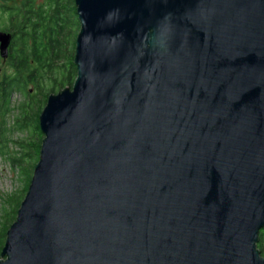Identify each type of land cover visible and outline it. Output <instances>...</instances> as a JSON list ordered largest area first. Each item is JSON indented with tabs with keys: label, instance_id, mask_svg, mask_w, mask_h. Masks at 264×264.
Here are the masks:
<instances>
[{
	"label": "water",
	"instance_id": "95a60500",
	"mask_svg": "<svg viewBox=\"0 0 264 264\" xmlns=\"http://www.w3.org/2000/svg\"><path fill=\"white\" fill-rule=\"evenodd\" d=\"M75 3L0 264H264V0Z\"/></svg>",
	"mask_w": 264,
	"mask_h": 264
},
{
	"label": "trees",
	"instance_id": "16d2710c",
	"mask_svg": "<svg viewBox=\"0 0 264 264\" xmlns=\"http://www.w3.org/2000/svg\"><path fill=\"white\" fill-rule=\"evenodd\" d=\"M62 6L63 0H43L40 3H37V0H0V20L1 18L5 19V23L0 22V29L13 35L7 60L13 71L11 73L0 72V102L1 105L9 102L16 92L26 94V99L22 103L21 117L17 118L18 128L33 126L27 118L28 102L35 95V92H29L32 90V88L28 89L30 83L32 86H40L41 91L42 89L46 90L45 107L49 95L57 93L67 86L72 87L77 77V66L74 58L71 59V65L74 69L73 78L66 81L65 64H60L58 61L60 58L59 51L53 54L56 46L53 45L49 49L43 45L42 38L45 37L46 32L49 35L58 36L63 29ZM50 8L53 9L49 10ZM74 10L78 16L76 3ZM20 36L26 40L25 45H21V49L17 46ZM36 43L41 45L37 46ZM37 129H40L39 125ZM42 140L43 136H40L38 145L37 143L33 146L29 145L31 152L25 155L30 158L29 160L40 157L39 150H41ZM30 182L31 177L26 191H28Z\"/></svg>",
	"mask_w": 264,
	"mask_h": 264
},
{
	"label": "rangeland",
	"instance_id": "374dc122",
	"mask_svg": "<svg viewBox=\"0 0 264 264\" xmlns=\"http://www.w3.org/2000/svg\"><path fill=\"white\" fill-rule=\"evenodd\" d=\"M42 1L37 0V3ZM74 8L75 0H63L61 9L63 29L58 36H52L46 32L45 37L42 38L43 45H46L47 48L50 49L53 45L56 46L53 54L59 51L60 58L58 61L60 64H65L66 81L72 80L74 75L71 59L75 57L76 40L80 30L79 19ZM0 22L5 23V19L1 18ZM25 43L26 40L20 36L17 42L18 48L21 49V45H25ZM40 45L38 43L37 46ZM0 70L8 73L13 71L12 67L6 61H3L1 57ZM30 88L32 90L29 92H35V95L28 102L27 118L33 126L29 125L27 128L17 127V118L21 117L22 103L26 99L25 93L16 92L9 102L2 104L4 138L1 144L2 151L0 152V252L6 241L7 231L14 222L20 204L26 195L27 185L38 162L39 157L29 160L30 158L25 155L31 152L29 145L33 146L35 143L38 145L40 143L39 137H44L41 128L38 130L37 126L40 127V115L46 100V90L42 89L41 91L40 86H32L31 83L28 85V89Z\"/></svg>",
	"mask_w": 264,
	"mask_h": 264
},
{
	"label": "flooded vegetation",
	"instance_id": "af4514ba",
	"mask_svg": "<svg viewBox=\"0 0 264 264\" xmlns=\"http://www.w3.org/2000/svg\"><path fill=\"white\" fill-rule=\"evenodd\" d=\"M0 30H3V29H0ZM9 52H10V48H9ZM0 57L2 58L3 61L7 62L9 56L6 58H3L0 53ZM0 72H2V70H0ZM3 138H4V127H3V122H2V105L0 102V152L2 151L1 144L3 143ZM257 244H258V248L260 249L261 254L264 256V228L261 230V233L259 235V241Z\"/></svg>",
	"mask_w": 264,
	"mask_h": 264
}]
</instances>
